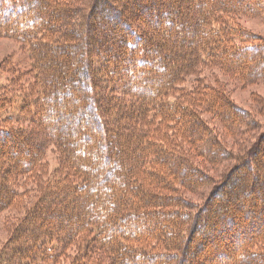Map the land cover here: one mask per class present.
I'll return each instance as SVG.
<instances>
[{"label": "trees", "instance_id": "trees-1", "mask_svg": "<svg viewBox=\"0 0 264 264\" xmlns=\"http://www.w3.org/2000/svg\"><path fill=\"white\" fill-rule=\"evenodd\" d=\"M245 17L264 18V0H0V36L30 46L19 79L40 87L32 109L46 119L0 122V217L25 212L0 264H264V132L234 157L204 119L254 130L223 82L203 79L264 84V39L247 38ZM228 161L215 180L206 166ZM210 184L201 205L184 197Z\"/></svg>", "mask_w": 264, "mask_h": 264}, {"label": "rangeland", "instance_id": "rangeland-1", "mask_svg": "<svg viewBox=\"0 0 264 264\" xmlns=\"http://www.w3.org/2000/svg\"><path fill=\"white\" fill-rule=\"evenodd\" d=\"M238 22L247 32L248 39L257 38V37H260V39L262 38L264 39V18L245 17V18H240ZM19 27H22V25L19 24ZM247 38L245 37L246 40ZM30 51H31L30 46L26 45L21 40L11 37L0 36V96L1 94H5L8 98L10 97L9 101L11 102V109H12L9 111L8 115H6L5 113H0V122H2L3 119L7 117V119L9 118L11 119V123L15 127L27 126L30 124L32 119L35 122L39 121L43 123L46 121L45 117H42L41 120H39V118L37 117L39 113L34 112L32 109V106L34 105L40 106L39 103L40 97L37 94L40 87L35 86L32 80L30 82L29 80H27V78H23V80L19 79V77L21 78L22 76H24L23 74H21L23 70L24 69L26 70L31 65ZM203 76H204L203 79L205 81L204 84L208 83L211 85L213 83H216L215 79L218 77L223 82V86H225V88L227 89V93H229L230 97L239 106V108L247 110L248 112H252L251 114L253 117L252 119L255 122L254 130L243 136H240V133L233 136L231 132L229 133L226 130L221 131L217 126L216 120H214L212 117L204 116V119L213 128L217 130V132L221 136L222 143L224 144V146L226 148H229L231 152L234 153V157H240L242 154H244V151L250 148V146L258 138V136L264 132V84L260 83L253 86H242L240 83H236L234 81H228L225 78V76L222 74V72H219L218 70H206L203 73ZM190 82L194 83L195 81L191 79ZM84 84H86V82L85 83L81 82L80 85L81 89H85V86H83ZM189 84L190 83H188V85ZM23 98H25L26 100L32 103L31 104L24 103V101L22 100ZM23 106L30 108L28 110L29 117H26V114H23L22 112ZM52 117H54L53 111L49 114V118ZM86 130L84 131L92 134L93 133L97 134L95 128L92 129L86 128ZM46 161L49 163L50 176H51L59 166L55 147L51 146L49 148L46 154ZM233 164L234 161H228L226 163L214 167L206 166V165L205 166L208 168V171L211 174V176L214 177L215 180H217L221 178L228 170V168ZM31 177L32 176L29 175L28 180L26 181L23 180L21 182V185L23 187H26V189L32 187V189L35 192H33L31 195H33L34 197V195L38 194L37 192H39V190L38 188L35 187L34 183L36 182L32 180ZM233 182L236 185L235 191L237 192L238 191L237 186L242 182V177L239 176L235 178ZM211 188L212 185L210 184L206 186L204 190L196 192L194 194L186 193L184 197L187 200L193 201L194 203L201 205V203L208 195V192L210 191ZM229 191L234 192V190L231 187L226 188L224 189L223 193L220 196V198L222 199L220 198L219 199L226 200L227 197L226 193H229ZM252 191L246 192L244 196L238 195L239 196L238 199L236 198L230 200L231 202L234 203L246 204L248 200H250V198H252L254 194H256V193L252 194L253 193ZM24 201H26V199H24ZM257 202L261 206L262 205L261 203L263 201L260 202L257 201ZM21 204L22 202H20L18 206H21ZM21 209L22 208H17V209L15 208L8 210L0 217V250L2 246L6 243V239L9 237L10 230L8 228V225L12 224V222L16 221L19 216L21 217L23 213H25L24 211H21ZM14 211H19V212L15 213ZM50 220L51 219L49 218V221ZM244 244L245 241L243 242L241 241L237 243L236 248L241 250ZM222 247L224 246L222 245ZM63 261H61L60 264H71V260L67 261L65 259Z\"/></svg>", "mask_w": 264, "mask_h": 264}]
</instances>
